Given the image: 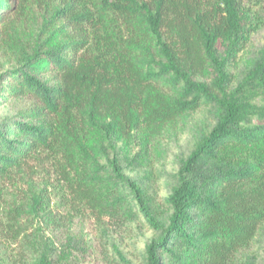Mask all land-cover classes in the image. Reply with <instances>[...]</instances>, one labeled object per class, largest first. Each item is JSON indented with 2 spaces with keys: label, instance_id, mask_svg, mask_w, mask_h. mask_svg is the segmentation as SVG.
<instances>
[{
  "label": "trees",
  "instance_id": "1",
  "mask_svg": "<svg viewBox=\"0 0 264 264\" xmlns=\"http://www.w3.org/2000/svg\"><path fill=\"white\" fill-rule=\"evenodd\" d=\"M258 2L0 0V264H264Z\"/></svg>",
  "mask_w": 264,
  "mask_h": 264
},
{
  "label": "rangeland",
  "instance_id": "2",
  "mask_svg": "<svg viewBox=\"0 0 264 264\" xmlns=\"http://www.w3.org/2000/svg\"><path fill=\"white\" fill-rule=\"evenodd\" d=\"M246 3L249 5V6H252L253 7V10L255 11L257 8L259 9V2L257 3V6L255 5L256 4V1L257 0H245ZM264 39V28L261 29V31L259 32L258 36H256V38L253 39V42H252V46H251V49L253 48H256L259 46V43L260 41ZM11 66V63L7 57V55L5 54V51L1 49L0 47V68L1 69H8L10 68ZM255 96H257V99L254 101V104L256 105H263L264 104V97L260 96V94H256ZM21 104H17L15 102H6V101H3L0 99V118L2 117H11V116H14L17 112V110L19 108H21ZM185 137L184 136H181L179 137L178 139H174L168 143H166V150L168 152V159L167 161L165 162L164 166H163V170L165 172H172L173 171V157L177 154H179L182 150H183V145H184V142H185ZM133 232L137 235H140V236H144L146 238L150 237V234L148 233L147 230H145L142 225H134L133 226ZM122 252L123 254L126 256V258L129 260V261H132L134 256H135V253L137 249H140L141 248V245L140 243H135V240L134 239H129V240H126L125 242H122V244L120 245V247H118ZM89 262V264H91V260L90 261H87Z\"/></svg>",
  "mask_w": 264,
  "mask_h": 264
}]
</instances>
